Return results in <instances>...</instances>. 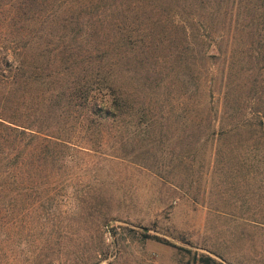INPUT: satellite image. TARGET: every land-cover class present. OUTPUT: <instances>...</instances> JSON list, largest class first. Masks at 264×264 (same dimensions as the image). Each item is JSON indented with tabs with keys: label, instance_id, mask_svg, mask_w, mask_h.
<instances>
[{
	"label": "rangeland",
	"instance_id": "1",
	"mask_svg": "<svg viewBox=\"0 0 264 264\" xmlns=\"http://www.w3.org/2000/svg\"><path fill=\"white\" fill-rule=\"evenodd\" d=\"M199 1L0 0L5 113L62 140L0 187V264H264V0Z\"/></svg>",
	"mask_w": 264,
	"mask_h": 264
},
{
	"label": "trees",
	"instance_id": "2",
	"mask_svg": "<svg viewBox=\"0 0 264 264\" xmlns=\"http://www.w3.org/2000/svg\"><path fill=\"white\" fill-rule=\"evenodd\" d=\"M205 5L201 0L199 3H194V5ZM215 8L211 9L209 11H195L193 12V15L198 19V22L201 24V28L205 33H202L205 37H210L209 33L206 31V26L204 24V21L202 22L201 19L203 17L206 18L207 14L214 15ZM239 25V23H238ZM244 28H237L235 29V33L239 32L244 33ZM261 29L264 31V26L261 27ZM235 35L233 37V40L235 41V38L238 36ZM216 48V47H215ZM218 52V49L216 50ZM225 56V71H224V79H227V82H233V78L235 76L236 70L238 67L239 71H243L244 66H240L236 61L234 57V51L231 50V54L228 56L224 54ZM246 57V56H245ZM253 58V56H251ZM256 60L262 61L263 66H261L260 69L264 68V41H261V44L258 47V50L256 52V55L254 56ZM5 62H7L6 56L3 58ZM2 62V61H0ZM259 69V68H258ZM245 70H249V68H246ZM0 75L4 78L8 77L5 74L4 70H0ZM260 79V78H259ZM259 79L252 82V85L254 88L259 87ZM225 82V81H224ZM223 84V83H222ZM226 84V83H225ZM223 84V86L225 85ZM236 85L239 87L240 83H236ZM226 86V85H225ZM8 98L6 96L0 97V187L1 188H10L14 191H27L26 195H31L34 193V195H37L38 191V182L32 181L31 184H29V180H26L27 173L25 177L24 168H25V151L26 147L32 144L38 143L41 144V141H45V136H50L53 138L52 140L48 141V143H51L52 145L58 144V140L62 141L60 137L52 135L50 133H44L43 131H37L35 134L32 133L28 140H25V136L27 131L25 130V126L19 124L20 121H16L13 119L12 116L7 115L6 109L8 106ZM4 106V107H3ZM93 109L100 111L103 114H107L108 110L110 108V105L108 107H99L98 109L95 108L96 103L93 105ZM193 109V108H192ZM191 109V110H192ZM110 111V110H109ZM102 117H105L107 115H101ZM264 118V116L262 117ZM189 126L193 123L190 119ZM250 124V123H249ZM257 124H260L264 126V121L260 119ZM44 135V136H42ZM50 150V148H49ZM48 150V151H49ZM49 155L51 156V159H55L57 157L53 154V151L50 150ZM9 184V185H7ZM30 185V186H27ZM29 190V191H28ZM199 261H201L202 264H223L222 262H219L215 260L214 258L210 256H204L201 255Z\"/></svg>",
	"mask_w": 264,
	"mask_h": 264
}]
</instances>
